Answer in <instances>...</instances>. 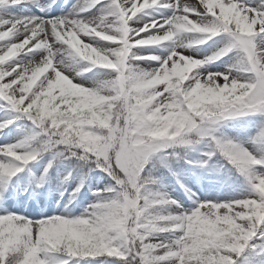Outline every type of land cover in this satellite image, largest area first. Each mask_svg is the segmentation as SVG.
<instances>
[{"label": "snow or ice", "instance_id": "1", "mask_svg": "<svg viewBox=\"0 0 264 264\" xmlns=\"http://www.w3.org/2000/svg\"><path fill=\"white\" fill-rule=\"evenodd\" d=\"M25 2L37 0H0V107L39 131L0 146V198L25 166L57 146L93 160L114 185L104 190L111 196L94 193L101 202L78 217L0 214V264H237L254 240L261 243L252 247L264 252V174L256 172L264 158L211 136L219 121L264 115V0L253 6L240 0H78L67 16L3 15ZM160 9L172 15L140 23L149 10ZM185 35L196 38L178 42ZM221 35L227 43L205 59L175 48L162 61L133 51L169 42L192 48ZM231 52L238 59L229 73L244 78L198 73ZM61 55L85 62L90 68L84 71L99 68L114 78L92 88L74 83L60 70ZM142 61L159 67L133 66ZM10 123H0V130ZM206 136L214 147L205 155L225 158L246 178L251 197L154 214L175 201L149 189L154 181L143 176L146 162L162 149L188 148Z\"/></svg>", "mask_w": 264, "mask_h": 264}, {"label": "rangeland", "instance_id": "2", "mask_svg": "<svg viewBox=\"0 0 264 264\" xmlns=\"http://www.w3.org/2000/svg\"><path fill=\"white\" fill-rule=\"evenodd\" d=\"M52 1L48 2L49 11L52 12L47 11V15L44 17L64 16L78 3V0H55L53 3ZM191 2L199 3V0H191ZM240 2L253 6L258 3V0H240ZM61 3L64 4L62 11L59 9ZM37 9L36 3L25 2L15 8L6 9L4 16L6 18L42 16L37 12ZM85 15L91 18L92 13ZM171 15L170 11L163 9L149 10L139 20L143 24L148 23L150 19ZM190 18L193 17L190 16ZM195 38L185 35L179 37L178 42L187 43ZM81 39L84 42L88 40L87 37H81ZM227 39L226 36L221 35L209 39L203 45L192 48L176 47L175 43L169 42L157 47L134 49L133 51L143 56H156L162 61L175 48L176 51L186 56L205 59L223 47L227 43ZM93 43L100 48L111 47L101 41H93ZM237 59V54L231 52L222 59L205 64L198 70V73L206 75L210 72H219L229 74L230 78L242 79L243 75L234 70L229 73V69L237 63ZM58 61H62L60 70L63 74L71 78L74 83L84 87L92 88L101 81L114 78L113 73L99 68L84 71L90 66L82 61L74 63L64 55L59 56ZM133 66L151 69L159 67V63L142 61L134 62ZM77 73L82 74L77 75ZM8 120H11L12 123L0 130V146L19 143L39 131L21 114L12 112L9 108L0 107V123ZM211 127L212 137L231 140L258 159L264 158V115L237 116L219 121ZM33 145H35V141ZM213 147L212 140L206 136L191 147L162 149L149 158L143 171L144 177L154 181L148 185L149 189L175 201V204L170 207L154 209V214L167 216L179 212L187 213L204 201L229 202L251 197L246 178L225 158L219 153H216L211 159L205 155L212 151ZM0 159L3 158L0 157ZM205 161V166L201 167L200 165ZM50 162L51 167H48ZM46 167H48V171L44 174ZM256 172L264 174V168L258 167ZM42 175L44 178L41 182ZM65 177H67L66 180ZM37 182H40L39 187H37ZM113 185L112 178L98 168L93 160H78L63 147H53L49 151L42 152L35 161L30 162L23 171L7 183V190L0 198V214L16 213L32 220L57 215L78 217L85 214L90 205L101 202V197L94 193H101L105 197L111 196L112 193H106L104 190ZM221 211L223 212V210ZM165 238L166 234L157 237L161 240ZM260 243L258 240L250 242L249 247L237 259V264H264V252H260L259 247L255 249L252 247V245ZM91 264H96V262L93 261ZM109 264H119V262L110 261Z\"/></svg>", "mask_w": 264, "mask_h": 264}, {"label": "bare ground", "instance_id": "3", "mask_svg": "<svg viewBox=\"0 0 264 264\" xmlns=\"http://www.w3.org/2000/svg\"><path fill=\"white\" fill-rule=\"evenodd\" d=\"M48 2H49V0H37V3H36V6L38 7L37 12H38L40 15H42V16L47 15V11H48V12L51 11V10L49 11V8H48V5H49V4H48ZM53 2H55V0H53L52 3H53ZM63 8H64V4L61 3V5L59 6V9L62 11ZM72 10H73V9H71L70 11L68 10V13H67L66 15H64V16L69 15V13H71ZM51 12H52V11H51ZM3 15H4V14H3ZM0 54H3V53L0 52Z\"/></svg>", "mask_w": 264, "mask_h": 264}]
</instances>
